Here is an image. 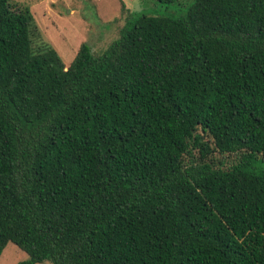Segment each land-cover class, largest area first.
Here are the masks:
<instances>
[{
  "label": "trees",
  "instance_id": "16d2710c",
  "mask_svg": "<svg viewBox=\"0 0 264 264\" xmlns=\"http://www.w3.org/2000/svg\"><path fill=\"white\" fill-rule=\"evenodd\" d=\"M8 243L18 264H264V0L128 15L69 66L0 0Z\"/></svg>",
  "mask_w": 264,
  "mask_h": 264
},
{
  "label": "rangeland",
  "instance_id": "374dc122",
  "mask_svg": "<svg viewBox=\"0 0 264 264\" xmlns=\"http://www.w3.org/2000/svg\"><path fill=\"white\" fill-rule=\"evenodd\" d=\"M15 1L29 6L42 39L57 51L65 66L70 65L81 43L88 44L95 55L102 53L118 38L128 15L181 19L192 3V0H177L173 4H162L157 0ZM234 160V157L226 158L228 164ZM27 258L16 245L8 243L1 254L0 264H18Z\"/></svg>",
  "mask_w": 264,
  "mask_h": 264
}]
</instances>
